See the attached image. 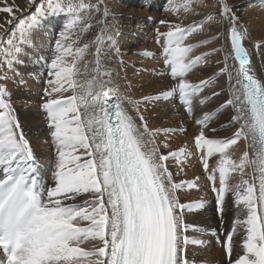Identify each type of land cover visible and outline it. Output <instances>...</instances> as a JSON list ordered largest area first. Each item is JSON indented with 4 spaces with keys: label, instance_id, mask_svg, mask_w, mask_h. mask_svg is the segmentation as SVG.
Masks as SVG:
<instances>
[{
    "label": "snow or ice",
    "instance_id": "obj_1",
    "mask_svg": "<svg viewBox=\"0 0 264 264\" xmlns=\"http://www.w3.org/2000/svg\"><path fill=\"white\" fill-rule=\"evenodd\" d=\"M165 11L150 74L167 83L137 86L109 0H0V264H216L208 230L188 219L208 201L183 199L201 181L221 227L231 204L211 233L227 264H264V0ZM29 52L42 87L34 104L17 99L35 108L45 158L9 87L26 83ZM164 108L183 118L163 122ZM193 160L200 173L185 178Z\"/></svg>",
    "mask_w": 264,
    "mask_h": 264
},
{
    "label": "bare ground",
    "instance_id": "obj_2",
    "mask_svg": "<svg viewBox=\"0 0 264 264\" xmlns=\"http://www.w3.org/2000/svg\"><path fill=\"white\" fill-rule=\"evenodd\" d=\"M236 4L242 5L245 0H233ZM167 6V0H109V7L115 13V22L119 26V35L117 37V43L121 51L124 53V59L128 62L127 74L133 83L139 85L144 81H151L154 85L162 87L167 83L166 80L159 77H154L150 74L152 68H159V48L154 40V30L157 27H161L158 21L165 18H171L165 11ZM246 13L249 9L244 10ZM51 29L45 30L44 37H48ZM255 38V37H254ZM150 51L155 54L156 58L137 56L135 53ZM44 55V53H41ZM257 65V75L264 74V54H257L255 57ZM135 65V67H133ZM144 67L149 69V72H141ZM20 77L23 78L26 83L20 84L19 78L17 82H9V87L14 93V99H16V106L20 110L22 120L25 122L30 134L33 136L34 148L37 153L45 158L49 155V150L46 144V138L43 136L42 131L39 128V121L35 118V108H24L19 98H26L31 95L32 99L30 103H35L36 94L42 87V75L45 72V67L42 61L36 59L34 52H29L25 58V64L20 68ZM196 77H193L195 79ZM138 94V93H137ZM163 118V122L169 124H176L183 117L182 114H178L169 108H164L159 113ZM179 142V141H177ZM188 176L185 178H191L193 173H200L199 163L193 160L188 169ZM201 197L206 198L208 204L206 210L202 213L189 214L188 219L190 222H194L196 225L208 230L209 234L201 238L209 241L211 247L204 253L208 259L216 261V264H227L226 257L222 249L216 244L215 239L211 233L213 231H222L228 227L232 218L231 204L228 205V212L225 216V222L221 227V223L215 212V196L207 187L206 181H201L200 191L185 190L183 199L185 201H194ZM235 239V238H234ZM241 252L239 242L234 247L233 257Z\"/></svg>",
    "mask_w": 264,
    "mask_h": 264
}]
</instances>
